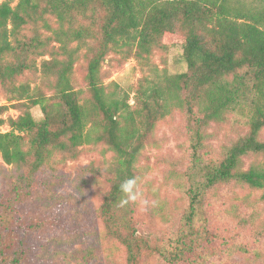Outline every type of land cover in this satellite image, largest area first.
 <instances>
[{
  "label": "trees",
  "instance_id": "trees-1",
  "mask_svg": "<svg viewBox=\"0 0 264 264\" xmlns=\"http://www.w3.org/2000/svg\"><path fill=\"white\" fill-rule=\"evenodd\" d=\"M175 36L182 38L186 69L169 73L165 55L159 63L152 56L165 54ZM129 59L140 72L131 104L127 90L105 83L110 75L103 68ZM78 61L83 87L72 75ZM0 94L8 103L0 105L6 166L0 168V264H23L26 233L18 231L15 206L49 197L48 187H35L38 175L76 159L84 144L109 153L99 167L83 171L109 182L97 216L104 236L123 248L126 264L262 257L264 0H1ZM36 105L39 120L30 110ZM9 108L18 114L4 117ZM173 111L182 116L187 146L177 162V226L146 237L135 227L138 202L121 207L119 185L129 178L138 184L144 172L138 158ZM228 120H241L246 132L215 155L206 128ZM3 125L8 130L2 132ZM244 158L251 159L246 166ZM37 222L31 220L28 230ZM112 252L104 250L106 259ZM94 258L92 249L84 251V264Z\"/></svg>",
  "mask_w": 264,
  "mask_h": 264
},
{
  "label": "rangeland",
  "instance_id": "rangeland-1",
  "mask_svg": "<svg viewBox=\"0 0 264 264\" xmlns=\"http://www.w3.org/2000/svg\"><path fill=\"white\" fill-rule=\"evenodd\" d=\"M181 41V37L175 36L169 40L170 46L165 54L156 50L152 56L159 63L160 56L165 55L169 73L186 69ZM103 68L110 75L105 83L115 81L127 90L131 104L132 89L140 77L135 61L129 59L120 66L117 61H112ZM84 74L83 62L78 61L72 73L78 87L84 86ZM28 77L29 74H25L21 79ZM2 104L8 103L0 94ZM30 110L36 120L41 118L38 105ZM17 114L16 109L9 108L4 117H15ZM6 130V125L1 126L2 132ZM245 132L246 127L241 120L211 123L205 131V142L216 155ZM153 141L138 158V165L143 166L144 172L137 184L141 195L137 200L134 219L137 233L146 237H158L164 232L175 230L177 226L178 207L173 206V202L178 198V172L182 169L177 162L187 153L186 135L179 111H173L159 123L153 133ZM79 151L76 159L58 161L59 155H54V160L58 161L54 170L50 174L38 175L35 187L40 190L48 187L49 197L39 202L16 205L13 210L16 221L20 223L19 233H26L20 240L23 264H84L83 253L87 249H92L95 254L90 264H126L123 248L104 236L97 216V207L109 189V182L104 175L83 171L89 165L99 167L109 157V153L102 146L91 144L82 145ZM250 161V158H244V166ZM0 168H6L1 159ZM160 213L167 215L169 220L161 218ZM34 218L42 223L37 222L40 225L38 228L28 230L29 222ZM109 248L113 250L111 260L104 255V250ZM214 260L212 264H264V252L257 262L247 260L242 255L228 260ZM150 264L160 263L153 260Z\"/></svg>",
  "mask_w": 264,
  "mask_h": 264
},
{
  "label": "clouds",
  "instance_id": "clouds-1",
  "mask_svg": "<svg viewBox=\"0 0 264 264\" xmlns=\"http://www.w3.org/2000/svg\"><path fill=\"white\" fill-rule=\"evenodd\" d=\"M119 190L124 194V197L119 200L121 207L126 206L130 202L137 201L141 195L137 188L136 178H129L121 182Z\"/></svg>",
  "mask_w": 264,
  "mask_h": 264
}]
</instances>
